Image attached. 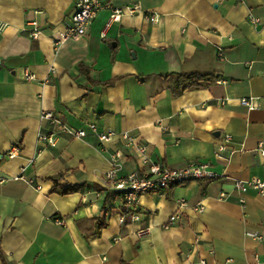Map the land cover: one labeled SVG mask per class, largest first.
<instances>
[{"label":"crops","instance_id":"obj_1","mask_svg":"<svg viewBox=\"0 0 264 264\" xmlns=\"http://www.w3.org/2000/svg\"><path fill=\"white\" fill-rule=\"evenodd\" d=\"M76 1L0 0L5 264H253L254 257L264 263V197L233 186V179L264 178L258 150H264V0H108L82 37L56 48L51 35L70 25ZM133 4L158 21L123 14L106 27L112 7ZM31 23L41 31L37 38L29 34ZM25 70L35 79L27 80ZM182 72L217 78L175 96L170 74ZM248 97L257 107L240 104ZM46 109L60 125L87 135L74 139L56 125L54 146L38 142L39 132L52 129L40 118ZM90 123L116 132L104 149L88 131ZM122 132L143 144L152 161L179 168L198 160L224 174L147 192L120 222L122 197L101 182L108 154L122 152L121 176L146 170ZM225 133L231 139L222 159L215 148ZM13 146L17 154L6 157ZM71 185L82 188L53 190ZM197 204L201 212L193 210ZM178 209L180 219L167 225ZM103 217L105 226L93 233L95 219ZM144 228L148 232L137 236Z\"/></svg>","mask_w":264,"mask_h":264},{"label":"built area","instance_id":"obj_2","mask_svg":"<svg viewBox=\"0 0 264 264\" xmlns=\"http://www.w3.org/2000/svg\"><path fill=\"white\" fill-rule=\"evenodd\" d=\"M108 0H77L75 3V9L71 18L70 25L62 32L55 33L51 35L53 44L56 48L68 40H78L86 33V27L92 22L94 17L97 15L98 11L102 9L105 5H109ZM243 2L244 0H238ZM123 14H142L147 20L151 22H157L158 16L155 13H149L143 11L138 5H126V7H112L111 13L109 15V20L106 27L110 23L118 21ZM251 22L256 23L257 19L254 17L250 18ZM4 26V23L0 22V29ZM29 34L33 38H37L41 35L40 29L35 23H31V29H29ZM104 36V32L102 33ZM222 48L217 49V56L221 57ZM50 71H54V67H50ZM24 76L27 80H34L35 76L29 71L25 70ZM224 83V81H218ZM240 104L247 107L248 109H253L257 107V102L255 98L248 97L240 99ZM220 104H224L221 101ZM40 118L47 121L51 125L52 129L49 133L39 132L37 135L38 142L43 143L45 146H54L56 143V135L58 131L54 129L56 125H60V121L57 116L51 110H43L41 112ZM88 131L95 135L98 139L101 149H104L106 143L110 142L116 132L111 129L99 130L97 126L93 123L88 124ZM68 134L72 138H83L87 135V131L84 128H71L65 125H60V131ZM122 138L125 140V144L128 147H133L136 152L140 154L141 163L146 167V170L142 171H132L126 175H119V171L122 167V152L120 150H114L109 152L108 160L110 168L105 171L101 177V182L103 186L109 190L116 191L120 193L122 201L124 204V213L120 215L119 221L123 222L125 219V214L129 213V207L132 205H137L139 199L143 194L150 191L161 190L172 184H179L184 182H189L197 179H214L223 176L222 173H217L209 167L206 162L191 160L187 162L184 166L179 168H170L159 161H152L145 154V146L143 144L137 143L132 136L127 132L121 133ZM231 139V135L225 133L221 142L217 144L215 156L218 158L226 159L223 157V152L227 150V145L225 142ZM258 150L261 155H264V150L261 145L258 146ZM17 147L13 146L7 153L6 157H13L17 154ZM22 177V175H21ZM32 180H29L31 182ZM234 190L243 194L248 189H252L261 197H264V178L252 177L250 179H233ZM227 193L220 192L219 198H226ZM243 202V199H240ZM185 205L183 200L180 201L179 206ZM193 210L195 212H201L203 210L202 204L194 205ZM181 217L180 209L172 213L167 220V225H172L176 223ZM131 219H137V215L130 213ZM55 222L57 224H63V219L56 218ZM148 232V228L141 229L137 232V236H143ZM257 239H261L260 235H252ZM201 264H205L204 260L200 261ZM253 264H264L260 263L257 257H254Z\"/></svg>","mask_w":264,"mask_h":264},{"label":"trees","instance_id":"obj_3","mask_svg":"<svg viewBox=\"0 0 264 264\" xmlns=\"http://www.w3.org/2000/svg\"><path fill=\"white\" fill-rule=\"evenodd\" d=\"M169 76V75H167ZM173 77V84L171 86V92L173 95H180L186 90H194V89H201L207 87L209 84L213 83L217 78L215 74L209 73H198V72H190V73H175L170 74ZM114 80L107 82V84L113 83ZM55 179V178H53ZM56 186V185H55ZM82 188L80 185H71L69 187H60L54 188L53 190H58L60 194H68L72 192L79 191ZM118 193V192H117ZM120 194V193H119ZM95 229L93 233L99 232V230L105 226L106 222L103 218L95 219ZM93 233H91L93 235ZM89 234L88 237L91 235ZM1 257L3 256L0 253ZM3 258V257H2ZM3 264H5L4 258L2 259ZM119 264H131L124 260H120Z\"/></svg>","mask_w":264,"mask_h":264}]
</instances>
